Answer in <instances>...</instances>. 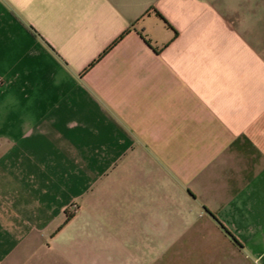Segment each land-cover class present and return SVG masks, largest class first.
<instances>
[{"label":"crops","instance_id":"crops-1","mask_svg":"<svg viewBox=\"0 0 264 264\" xmlns=\"http://www.w3.org/2000/svg\"><path fill=\"white\" fill-rule=\"evenodd\" d=\"M0 264H264V0H0Z\"/></svg>","mask_w":264,"mask_h":264},{"label":"rangeland","instance_id":"rangeland-1","mask_svg":"<svg viewBox=\"0 0 264 264\" xmlns=\"http://www.w3.org/2000/svg\"><path fill=\"white\" fill-rule=\"evenodd\" d=\"M74 209H75V206H72V207L70 208L71 211H73Z\"/></svg>","mask_w":264,"mask_h":264},{"label":"trees","instance_id":"trees-1","mask_svg":"<svg viewBox=\"0 0 264 264\" xmlns=\"http://www.w3.org/2000/svg\"><path fill=\"white\" fill-rule=\"evenodd\" d=\"M70 216H71V215L68 214L67 217H66V220H68V219L70 218Z\"/></svg>","mask_w":264,"mask_h":264},{"label":"built area","instance_id":"built-area-1","mask_svg":"<svg viewBox=\"0 0 264 264\" xmlns=\"http://www.w3.org/2000/svg\"><path fill=\"white\" fill-rule=\"evenodd\" d=\"M72 206H75V204H73Z\"/></svg>","mask_w":264,"mask_h":264}]
</instances>
